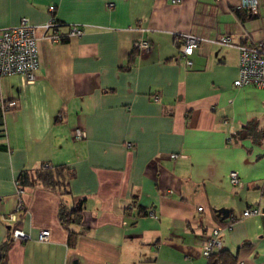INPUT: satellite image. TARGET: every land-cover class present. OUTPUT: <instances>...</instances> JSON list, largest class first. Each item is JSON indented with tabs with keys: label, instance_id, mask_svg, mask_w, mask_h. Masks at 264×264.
Wrapping results in <instances>:
<instances>
[{
	"label": "crops",
	"instance_id": "1",
	"mask_svg": "<svg viewBox=\"0 0 264 264\" xmlns=\"http://www.w3.org/2000/svg\"><path fill=\"white\" fill-rule=\"evenodd\" d=\"M238 3L0 0V28L23 16L44 23L50 5L62 31L83 28L57 43L39 36L34 82L21 74L0 81V96L16 100L0 137V256L9 244L0 264H209L201 244L219 223L231 224L218 236L234 256L225 264H264V138L243 130L264 129V87L233 84L236 47L202 42L187 65L174 37L263 40L264 0L257 13ZM136 40L149 48H134ZM77 126L82 140L72 137ZM59 164L73 172L68 194L40 184L17 193L21 172ZM80 201L81 222L62 225L60 207ZM220 207L231 210L224 220ZM248 208L260 213L243 216ZM14 228L31 238L14 241ZM41 229L47 241L37 240Z\"/></svg>",
	"mask_w": 264,
	"mask_h": 264
},
{
	"label": "built area",
	"instance_id": "2",
	"mask_svg": "<svg viewBox=\"0 0 264 264\" xmlns=\"http://www.w3.org/2000/svg\"><path fill=\"white\" fill-rule=\"evenodd\" d=\"M182 0H172L173 3H180ZM108 6H113V3H108ZM237 8H248L252 12L257 13L258 0H239ZM49 11L52 13L50 18L41 24H33L25 16L20 18L17 25L0 28V81L4 76L21 74L27 82L36 80V73L39 67L37 40L39 36L50 43H57L63 39H72L83 33V28L79 24L67 25V30L62 31L63 22L56 19L53 15L54 6H49ZM40 30V35H38ZM175 39L179 41L180 55L186 57L187 65L192 64L190 55L193 54L202 42H212L238 49V75L233 81L235 86L256 85L264 87V39L251 44L235 45L231 38L226 35L218 38H207L190 32H174ZM150 46L147 40H136L133 47L136 49H148ZM157 100V96L153 97ZM16 108V100L12 98H3L0 96V112L4 116L6 112ZM4 130H5V126ZM72 137L76 140H82L86 137L85 131L77 126L71 131ZM6 135V132H5ZM129 146L130 143H127ZM178 156L172 153L170 157L175 159ZM229 182L233 186H238L241 183L240 176L237 171L232 170L228 174ZM17 193L21 194L22 189L19 188L17 182ZM1 198V197H0ZM21 201L16 206V212L23 210ZM199 209H202L199 207ZM153 216V211H149ZM258 208H248L243 211V216L259 214ZM9 219L15 220V214L8 215ZM230 223L226 225L217 224L206 236L201 244L202 254L209 257L210 254L220 249V240L218 238L220 231L223 228H229ZM14 241L28 240L30 234L20 228H14L11 233ZM50 236L49 229H41L37 235L38 241H47Z\"/></svg>",
	"mask_w": 264,
	"mask_h": 264
},
{
	"label": "trees",
	"instance_id": "3",
	"mask_svg": "<svg viewBox=\"0 0 264 264\" xmlns=\"http://www.w3.org/2000/svg\"><path fill=\"white\" fill-rule=\"evenodd\" d=\"M239 9V8H238ZM248 9V8H247ZM237 9H235V12ZM57 19V18H56ZM58 20V19H57ZM65 26V25H63ZM3 115L0 112V137H5V130H4V121L2 120ZM243 130L250 136H254L257 139L264 138V129H257L251 125H246L243 127ZM239 135V133L237 134ZM73 176V172L67 168L63 164L59 165H48V166H41L33 171L25 170L21 172L16 180L20 189H24L26 186H34L36 184H40L44 187L57 189L61 192V194H68L69 190L67 189V184L69 179ZM262 192L264 193V183L260 187ZM82 201L78 202L73 208L65 209L62 206L58 212V219L60 223L67 227L70 223H80L82 220ZM147 212V211H144ZM215 216L219 220H224L221 217ZM75 243V233L70 231L68 244L73 246ZM9 247V244H4L1 248L2 255L1 258L5 256V253ZM234 258L232 254L224 249H218L213 251L210 256L208 257L209 264H225L227 259ZM3 259V258H2ZM1 263V262H0Z\"/></svg>",
	"mask_w": 264,
	"mask_h": 264
},
{
	"label": "water",
	"instance_id": "4",
	"mask_svg": "<svg viewBox=\"0 0 264 264\" xmlns=\"http://www.w3.org/2000/svg\"><path fill=\"white\" fill-rule=\"evenodd\" d=\"M216 215L221 217L222 219H225L230 216L231 210L229 208L220 207L215 209ZM72 264H76V261H74Z\"/></svg>",
	"mask_w": 264,
	"mask_h": 264
}]
</instances>
